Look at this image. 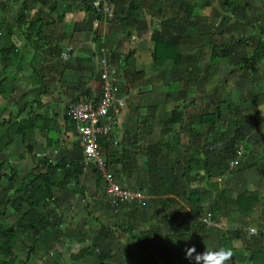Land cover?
Masks as SVG:
<instances>
[{"label":"crops","instance_id":"obj_1","mask_svg":"<svg viewBox=\"0 0 264 264\" xmlns=\"http://www.w3.org/2000/svg\"><path fill=\"white\" fill-rule=\"evenodd\" d=\"M84 1L3 0L5 6L3 16L12 26L16 24L15 20L18 19L19 14H23L26 18L33 19V21L36 19L42 21L43 26L39 27L41 28L40 36L37 35L39 28L35 26L34 31L30 33L29 40H23L22 38L14 40L15 37L12 39L14 45L16 44L15 41H18L15 47L21 51L26 64L17 75V79L23 77L24 81L21 79L12 83L11 80V83L15 87V92L17 91L22 99L24 95L31 93L34 88L26 80V76L33 73V75L35 74L40 78L39 87L36 89L37 93L39 90V93L42 94L40 98L42 107L37 108L36 105H33L30 109L31 118L35 119V116L41 114L46 119H55L52 134L61 141L62 150L47 147L48 137L46 135L48 133L40 129L35 130L33 135L27 138L24 143L32 146V154L36 155V158L44 157L54 162L56 156L66 157V154L70 153H77L79 156L76 159L82 158V150L77 152L78 137L75 129L66 118L67 106L77 97L79 99L90 97L95 100L100 95L101 61L105 60L111 66V77H113L114 84L112 105L103 121L104 124L110 125L114 140L113 144L109 145V150L112 152L109 155L110 169L117 184L130 190H138L141 194L142 201L140 203L115 202L106 196L102 181L96 180L93 172L88 171L89 168L85 167L83 174L79 177L81 194L72 195V193L66 192L57 195L59 201L56 202V206L66 216L63 221L71 225L67 226L66 232L63 229L64 224L59 225V229L62 230L59 235L62 238L59 240L58 246L62 247L66 257L69 255V258H67L70 259L78 251L86 249L89 245L85 243L92 239L99 246L109 245L112 254L115 251L114 246L120 243L119 248L121 245L123 254L120 253L121 255L117 261L113 262L114 253L111 261L106 264H152L153 256L151 260L147 257L145 262L146 254L137 252V243L117 231L119 227L123 229L133 227L132 233L134 235L148 233L155 238L172 237L175 239L177 236L189 238L184 244L181 242L178 244L176 240L173 245L160 246L159 248L162 249L160 254L164 259L170 256L172 257L171 260H174V256L177 257L178 253L184 252L185 249L193 246L196 249L195 239L197 238L201 239L213 235L211 237L212 247H217L220 246V236L223 233L233 234L236 232H240L242 238L232 241L229 248L236 254H242L245 249L244 237H249V230L264 232V72H259V66L262 63L258 66V72L255 75H251L246 71L243 73L248 76L241 75L242 71L236 68L229 70V73H224L223 78L225 81L235 80L228 82V84H235L236 86V88L232 87L235 91L232 93V98L236 94H242L245 99L239 107L234 105L233 108L231 104H226V112L221 111L218 122L221 125L222 132L218 138L213 134L200 137L199 133H189V129L194 124L190 120L191 125L187 124L176 129L177 145H175L174 152L178 160H173L169 168H156L147 155L146 149L149 145L157 142H164L165 144L168 141V136H162L160 128L156 123L153 124L150 121L153 117L156 118L157 108L167 112L166 102L170 100V97L186 91V97L188 98L198 80L193 86V75L189 73L190 85L192 86L190 91L188 88L186 90L184 86L180 87L172 82L167 83L165 93L159 94L157 92V85L161 84L163 79L168 82L170 74L167 78L165 76L167 73H165L162 78L163 71L158 70L152 63V47L149 41L152 27L151 14L148 16L143 12L147 9L146 6L151 3L149 0L144 1V7L139 13L140 16L141 12L145 15L146 31L140 30L141 21L138 24L137 31L132 28L128 31L126 28L114 25L111 22L112 8L109 13H103L101 17H96L94 14L85 11ZM13 2L15 3L11 4ZM22 6H25L26 9H22ZM148 11L152 13L150 8H148ZM177 18H181V15L175 17L174 20L171 19V24L175 25V29H177ZM167 20L168 18L164 17L162 23ZM156 21L154 22L156 23ZM161 27L165 28L163 30L161 28V32L168 29L163 24ZM187 30L189 29L187 28ZM170 31L169 34L175 38L174 35L177 32ZM18 36L22 37L20 32H18ZM95 36L100 38L102 44L100 49L96 48V43L93 40ZM28 42H32V45H29ZM22 45L24 50L20 48ZM84 50L92 51L94 54L92 64H88L90 61L88 63L77 61V59L85 60L87 57L89 58ZM25 51H27L26 54ZM69 51H71L70 54ZM130 51H133L134 54L128 61L127 65L129 67L136 72H142L144 78L159 77L158 83L153 88L138 90L132 87L130 79L120 71L118 64L121 62V58ZM65 54L67 56L64 59L63 55ZM35 55L39 58L35 61L34 68H30V63ZM66 59L69 61L66 62ZM161 66L163 65H159L160 68ZM234 76L235 78H233ZM194 79L196 80L197 76ZM239 79L243 81L239 83ZM173 85L178 93H169L170 86ZM16 87L21 89V93ZM252 88L254 91H251ZM248 93H250V97H248ZM198 95L197 88L195 93L196 103L187 98L182 101L181 106L184 101L186 103L193 102L186 110L187 115L194 117L199 115L195 109ZM256 95H262L260 97L261 102L258 101L255 106L258 116L253 120H249L252 115L251 109L255 105L254 102H256L253 97ZM34 99L33 93L30 94L29 98H23L22 101L26 104L28 102L32 103ZM232 103L235 104L233 101ZM15 108H18V105ZM229 108L232 110L231 115ZM145 118L148 119V122L145 121ZM234 119L239 120L238 124L242 129V145L236 149L238 151L242 148V156L238 164L239 169L235 170V173L211 180H202L201 182L196 181V176L201 175V172L185 174L184 167L189 152L206 153L210 160H215L216 151L223 150L225 144L231 138V134H228V139H221L220 137L225 129L226 131L227 128L234 129ZM215 137L218 141L213 144L211 140ZM204 139H207V142ZM18 140L23 145V140L20 138ZM48 155L55 158L51 160ZM179 161L180 163L177 164ZM86 179L91 184L89 182L85 184ZM88 185H91V187H87ZM173 191H175V195H173ZM189 192L208 194L209 206L213 207L217 213L218 217L214 222L213 230L205 233V235H195L190 229V225L196 221V217L190 212L187 202L188 194L185 193ZM245 192L254 193L258 199L251 205L250 210L243 209L237 201L238 196ZM220 195L224 196V202L220 201ZM166 199H168L169 205L177 203L179 210L173 213L169 206L164 209L163 201ZM146 203H154L153 207L155 208L150 209V211L147 210L145 206H142ZM177 214H179L178 218L176 217ZM93 219H97L105 228L112 230L109 231L110 235L107 242L102 237L95 239L93 235L88 237L87 233L80 235L70 232L73 228L79 231V229H84L86 226L88 230L92 229ZM178 220L180 221L177 227L168 225L170 223L176 224ZM165 229L169 230V233L173 231L176 233L167 234L163 232ZM184 232H187L190 236H182ZM249 234L253 236L256 233L249 232ZM256 240L258 246H264V238ZM76 247L79 248L76 249ZM91 261L92 259L86 258L80 264H92ZM71 263L74 264L72 261Z\"/></svg>","mask_w":264,"mask_h":264},{"label":"trees","instance_id":"obj_2","mask_svg":"<svg viewBox=\"0 0 264 264\" xmlns=\"http://www.w3.org/2000/svg\"><path fill=\"white\" fill-rule=\"evenodd\" d=\"M93 0L84 1V9L86 12L94 14L96 17H101L102 13H98L96 9L92 6ZM112 6V19L111 22L114 25L126 28L128 31L130 28L133 30H138V24L140 22L141 16L140 11L144 7V1L146 0H108ZM150 10L152 11L151 21L152 27L150 31L149 41L152 47V63L154 67L159 69V65L171 64L180 65L182 63L183 57L180 53V45L171 36V40L167 41L163 38V32H161L162 21L167 13L168 5L177 4V10L181 18H177L181 21L180 26H183L181 30L186 28V23L184 21H192L193 18L198 17L200 12L204 10L210 4V0H190L189 3L182 0H149ZM252 0H222V8L232 13H235L238 17L239 15L246 16L248 9L251 7ZM157 5V6H155ZM5 6H0V94L14 93L15 87L11 86L7 92L4 83L9 74H12L13 81H17V75L22 71L25 66L24 58L20 50H18L12 43V39L18 36V32L21 34L23 40H29L30 33L34 31L35 26L38 28L43 26L41 20H34L26 18L23 14H19L17 20L13 26L5 19L3 16ZM22 9H26L22 6ZM240 12V13H239ZM239 13V14H238ZM179 17V16H178ZM30 19V20H29ZM157 20V21H156ZM174 20V19H173ZM156 21V23L154 22ZM39 25V26H38ZM167 28V27H166ZM165 29L164 27L162 30ZM40 30L37 33L40 36ZM168 31L171 29H167ZM171 32V31H169ZM16 35V36H15ZM20 38V36H19ZM258 38L252 54L248 57L242 58L238 63H235L234 68L240 71H246L251 75H255L258 72V66L264 62V22L258 28ZM96 43V48L100 49L102 44L100 38L95 36L93 38ZM242 40H231L229 43L222 42L218 43L210 38L203 46L207 48L210 52L209 54V64L210 66L217 67L227 65L229 63L228 51L234 45H241ZM71 51L68 53L70 54ZM88 54L85 60H79L78 62H85L92 64L94 54L92 51L84 50ZM134 52L130 51L127 55L121 58V62L118 64L120 71H122L125 76L130 79L132 87L142 90L153 88L159 80V77H143L142 72H136L133 68L129 67L128 61L133 56ZM39 58L37 55L33 57L30 63V68H34L35 61ZM67 60V59H66ZM67 60L66 62H68ZM12 79V78H11ZM39 77L33 73L26 76V80L32 84L34 87L32 92L24 95L22 99L29 98L30 94L34 93V101L32 103L28 102L24 107L16 112H12L9 115L8 120H1V116L4 112L3 108L0 106V154H3L15 140L20 138L23 142L33 135L35 130H43L48 133L46 135L47 147H55L56 149L62 150L61 141L53 136V128L55 125V119H46L43 115L38 114L34 118H31L30 109L33 105L37 108L42 107L40 98L42 94L37 93V87H39ZM100 79V77H99ZM191 80L188 77L184 85L190 91ZM4 86V87H3ZM3 88V89H2ZM171 92H177L176 87L170 86ZM12 89V90H11ZM4 90V91H3ZM180 92V91H179ZM178 93V92H177ZM178 95H182L181 92ZM100 96V95H99ZM99 96L95 98L98 100ZM184 96V93H183ZM262 95H256L253 99L255 105L251 109L252 115L249 120L257 118L258 113L255 110V106ZM187 98V97H185ZM90 97L81 98L77 97L72 101V103L90 101ZM192 103L183 102L182 106L175 108L170 112L157 110L156 118L153 117L150 122L160 128L162 136H168V141L164 144L157 142L156 144L149 145L146 151L150 160L153 162L156 168L166 169L170 167V163L173 160H178L174 148L176 144V134L177 127H184L185 125H191L192 128L189 129V133H199L200 137L206 134H213L219 136L222 132L220 123L218 122L221 115L220 109L217 107L212 110L209 107L207 110L197 115V117L187 115V109ZM13 109V107H12ZM230 115L232 114L231 108L228 109ZM26 117H24V116ZM66 118L70 121L73 126L72 121L68 115V109L66 111ZM148 122V119L145 118ZM239 120L234 119V132L233 136L230 138L229 142L225 144L224 149L216 151V158L214 161L210 160L206 153H187V158L185 162V174L189 172H201V175L196 176V181L201 182L202 180H211L213 178H219L224 175H229L235 173V170L239 169L237 166L233 169L230 168V163L236 158L237 148L242 145V129L239 126ZM205 127V128H204ZM74 128V126H73ZM126 133V132H125ZM217 138H213L211 143H217ZM113 136L111 131L105 135L98 136L99 153L105 156L106 168L112 173L110 169V158L109 155L112 153L109 150V145L113 144ZM207 142V139H204ZM25 145V154H27L34 165L33 169L28 172L24 177L19 178L17 165H11L10 163L4 161L0 163V264H28L33 256L36 254V250L41 243L40 238L42 237H54L59 235L62 230H60L59 225L63 221V214L59 207L56 206V202L59 201L57 198L58 194L62 193H72L81 194V188L79 186V177L83 174L85 169L83 155L80 160H71L67 157H61L58 160L52 162L47 158H42L37 160L32 154V146L29 144ZM110 152V153H109ZM177 157V159H175ZM180 161L177 163L179 164ZM89 169L93 172L96 180L102 181L104 185V192L106 194V181L103 179L101 171L96 165H90ZM7 170L9 172L7 173ZM114 177V175H113ZM116 182V181H115ZM121 186V185H120ZM123 189H128L127 187L121 186ZM13 192L11 193V190ZM130 190V189H128ZM137 191L138 190H130ZM187 195V202L190 207V212L196 217L193 224L190 225V229L195 235H205L209 231L213 230L214 227L208 228L203 221L208 220L214 225L216 222L217 213L214 211L213 207L209 206L208 194L206 193H185ZM107 196V195H106ZM257 196L252 192H245L238 196V204L245 210H250L251 205L257 201ZM220 201L224 202L225 198L220 195ZM136 204L137 202L134 201ZM163 208L169 206L168 199L163 201ZM129 204V205H131ZM210 208V209H209ZM178 215L176 217L178 218ZM94 224L92 229H90V235L93 238L102 237L105 242L109 240V228H105L99 223L97 219H93ZM133 227L121 228L119 227L117 231H120L128 239L133 240L137 243L138 253L147 254L153 252V262L152 264H171L173 261L172 257L162 258V255L158 250L160 246L166 244H174L177 240L178 244L181 242L184 244L187 242L186 238L179 237H151L150 234L141 233L134 235L132 233ZM192 232V233H193ZM200 232V233H198ZM182 236H190L187 232H184ZM241 233H223L220 236V246L230 247L231 242L240 239ZM264 238V232L257 231L255 235L249 237H244L245 249L242 254H236L232 249L233 255L228 261V264H264V246L260 247L253 244V240ZM50 238L49 240H51ZM94 240V239H93ZM95 240L86 249L80 250L76 255L71 256V261L73 263H81L84 259H92L98 264H106L112 259V251L109 245L99 246ZM47 250V249H44ZM204 250L199 251L202 253ZM187 249L184 252L178 253L177 257L188 260L186 255ZM44 254H48V251H44ZM158 255H161L158 257ZM193 256V254H192Z\"/></svg>","mask_w":264,"mask_h":264},{"label":"rangeland","instance_id":"obj_3","mask_svg":"<svg viewBox=\"0 0 264 264\" xmlns=\"http://www.w3.org/2000/svg\"><path fill=\"white\" fill-rule=\"evenodd\" d=\"M180 1V0H178ZM184 2L189 3L190 0H182ZM15 2L11 3L14 4ZM251 7L247 10L248 13L246 16L239 15L236 16L235 13H231L225 11L222 8V0H210L209 6H207L204 10H202L198 17L193 18L192 21H184L188 22L186 23V28L184 30L180 26L181 21H178L177 29L174 28V26L171 24V19H175V17L179 16V11L177 10V4L168 5L167 14L165 15L166 19L168 20L166 22H163L162 24L165 25L168 29L171 28V30H174L177 32L175 40L180 45V53L183 57V62L179 66H172L169 64H164L159 68L158 70H162V78L164 77L165 73H167L165 76L168 78L170 74V79L167 82L163 79L162 83L157 85V92L159 94L165 93V88L167 83H174L175 85L184 86L185 81L188 79V74L191 73L193 75V86L195 82L197 81V84L193 87L192 94L187 99H192L194 103H196L195 93L198 88L199 95L197 99L196 111L198 114H201L205 110H207L209 107H211L212 110H215L217 107L220 109V115L221 111L226 112V104H231V107H239L240 103H244L245 97L244 95L236 94L234 98H232V93L235 91L232 89V87H235V84H228V82L235 81V80H228L225 81L223 76L224 73L228 72L229 70H233L235 63H238L240 59L248 57L252 54V51L259 40L258 38V28L263 24L264 22V0H252ZM151 3H149L146 6V10L143 12L145 15L150 16L152 15L151 12L148 11V8H150ZM0 6H3V0H0ZM8 7V6H7ZM12 7V6H11ZM240 13V12H239ZM238 13V14H239ZM141 12V23H140V30L146 31V22H145V16ZM12 18V17H10ZM164 21V19H163ZM187 28L189 30H187ZM170 31V30H169ZM168 30L163 31V38L167 41L171 40V35L169 34ZM214 40L215 42L222 43L227 42L229 43L231 40H238L241 39L243 42L241 45H234L229 49L228 55H229V63L226 66H219V67H213L209 64V50L205 48L203 45L210 39ZM21 39L19 36L15 37L14 40ZM17 44L18 41H15ZM29 45H32V42H28ZM15 44V45H16ZM22 50H24L23 45L20 47ZM27 51H25V54ZM26 64V63H25ZM259 72H264V62L259 66ZM235 71V70H234ZM241 72V75H246ZM197 76V79L194 78ZM12 78V79H11ZM235 78V76L233 77ZM23 80L22 78H18V80ZM228 79V78H227ZM232 79V78H231ZM11 80L13 81V76L9 74L5 80L4 86L5 88H10L12 85ZM243 80L239 79V83H241ZM11 84V85H10ZM3 86V87H4ZM198 86V87H196ZM7 88V89H8ZM18 91L21 93V89L16 87ZM3 89V88H2ZM12 90V89H11ZM4 91V90H3ZM9 89L7 90V92ZM251 91H254L253 88ZM23 92V91H22ZM24 93V92H23ZM184 93V96H183ZM182 95H175L170 97V100L166 102V111L170 112L175 108L181 107V103L184 99H186V91L181 92ZM248 97H250V93H248ZM247 100V99H246ZM235 102L234 103H232ZM261 102V100L259 99ZM18 103V104H17ZM18 105V108H15ZM25 103L22 101L20 94L16 91L15 93H8L0 94V106L3 108L4 112L1 116V120H8L9 115L12 114V112H16L17 110H20L24 107ZM235 105V106H234ZM12 107H14L12 109ZM17 109V110H16ZM238 109V108H237ZM225 129V128H224ZM224 130L221 139H228V134H231L230 137L233 136L234 129L227 128ZM232 130V131H231ZM226 135V136H225ZM25 143L23 142V145L20 143V141L17 139L15 140V143L12 144L3 154H0V163L1 162H8L12 166L18 164V175L19 178L24 177L28 172H30L33 169L32 160L30 158H27L28 155L25 154ZM81 144L78 139L77 141V152L79 150H82V147L80 148ZM76 153V152H75ZM83 155V150H82ZM36 156V155H35ZM79 155L70 153L66 154V157L71 160H78L76 159ZM105 158V156H103ZM36 158V157H35ZM44 157H37L36 159L39 160ZM48 158L53 160L55 157L52 155H48ZM60 156H56L55 160H58ZM24 159V160H23ZM84 160V158H83ZM20 163V165H19ZM86 167H90V165H87ZM88 171H91V169H87ZM9 170H7V173ZM92 172V171H91ZM112 174V173H111ZM175 176V175H174ZM114 179V177H113ZM90 183L89 180H85V184ZM91 184V183H90ZM87 187H91V185H88ZM13 192V189L11 190V193ZM136 192V191H133ZM173 195H175V191L172 192ZM135 203V202H133ZM145 206L147 210L150 211V209H154V203H146L142 205ZM169 209H171L174 212H176L178 209V204L169 205ZM62 218H66L65 214H63ZM179 221L176 224H168L173 227H177L179 225ZM64 224L63 229L67 230V224L66 222H61ZM71 226V225H69ZM92 228V227H91ZM78 230V229H77ZM252 230H249L251 232ZM71 233L74 232V234H80L87 233L88 237L90 236V230H88V227H84V229H79V231H76L75 228L70 230ZM163 232H166L167 234L176 233L175 231L169 233V230H164ZM249 238L251 235L249 234ZM256 233V232H255ZM119 236V235H116ZM213 235H208L205 237H202L201 239H195V245L196 247V253H199V251L205 250L209 247H212L211 237ZM52 238L51 240H49ZM62 238V236L57 235L54 237H42L40 238L41 243H39L37 246H39L36 250L35 256L32 257L30 262L28 264H72L71 259L69 258V255L66 257L64 250L62 247L60 248L58 245L59 240ZM125 240V239H124ZM93 242V239L90 241H87L85 244L91 245ZM119 244L115 245L114 253L112 256L113 262H116L118 257H120V253H122L121 249H123ZM253 244L258 245L257 240H253ZM118 246V247H117ZM217 246V245H216ZM135 247V246H134ZM79 247H76L78 249ZM47 249V250H44ZM65 249V248H64ZM44 251H48V254H44ZM130 251V250H129ZM162 249L158 250V252H161ZM196 253H193V256H195ZM123 254V253H122ZM135 254V253H134ZM154 255L153 252L150 251V253H147L145 255V262L146 258L149 257L151 260V257ZM161 255H158V257ZM175 259L172 260L173 263L171 264H194V260L191 258H188V260H183L179 257L174 256ZM67 258V259H66ZM111 261V260H110ZM92 264H97L95 261H91ZM75 264V263H74ZM78 264V263H77ZM80 264V263H79Z\"/></svg>","mask_w":264,"mask_h":264},{"label":"built area","instance_id":"obj_4","mask_svg":"<svg viewBox=\"0 0 264 264\" xmlns=\"http://www.w3.org/2000/svg\"><path fill=\"white\" fill-rule=\"evenodd\" d=\"M92 6L98 13L102 14L109 13L112 8L108 0H93ZM66 56V54L63 55V58L65 59ZM111 72V66L102 60L99 75L101 87L98 100L71 103L67 106L68 115L83 150L84 165H96L101 171L103 179L106 181V195L115 202H139L141 195L138 192L123 189L117 184L111 172L106 168L105 158L99 153L98 136L105 135L110 130V125L104 124L103 121L113 101L114 84ZM241 155L242 148L238 150L236 160L231 163L232 167L237 166ZM204 224L207 227L211 226L207 220L204 221Z\"/></svg>","mask_w":264,"mask_h":264},{"label":"clouds","instance_id":"obj_5","mask_svg":"<svg viewBox=\"0 0 264 264\" xmlns=\"http://www.w3.org/2000/svg\"><path fill=\"white\" fill-rule=\"evenodd\" d=\"M236 158H237V154H236ZM236 158L232 162H234L236 160ZM239 159H238V164H239ZM231 163H230L231 169L238 166V164H237V166L232 167ZM126 190H128V189H126ZM140 201H142V200H140ZM130 203H133V202H130ZM204 221H206V220H204ZM204 221H203V223H204ZM209 223L211 224V226L208 228L214 227V225L211 222H209ZM250 233L254 234L255 231L250 232ZM193 253H196V249L194 246L187 249L186 255L188 257H190L192 260H194V264H228V261L231 259L232 255H233L232 250L230 248L224 247V246L209 247V248L205 249L202 253H196L195 256H192Z\"/></svg>","mask_w":264,"mask_h":264}]
</instances>
